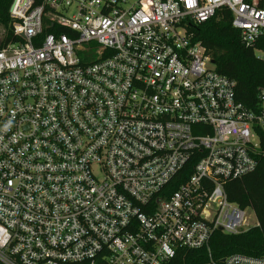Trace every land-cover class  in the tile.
<instances>
[{
	"label": "built area",
	"instance_id": "built-area-1",
	"mask_svg": "<svg viewBox=\"0 0 264 264\" xmlns=\"http://www.w3.org/2000/svg\"><path fill=\"white\" fill-rule=\"evenodd\" d=\"M223 8L264 61V0L12 1L1 263L168 264L181 248L210 251L217 231L259 225L227 186L258 166L264 86L255 112L191 31Z\"/></svg>",
	"mask_w": 264,
	"mask_h": 264
},
{
	"label": "trees",
	"instance_id": "trees-1",
	"mask_svg": "<svg viewBox=\"0 0 264 264\" xmlns=\"http://www.w3.org/2000/svg\"><path fill=\"white\" fill-rule=\"evenodd\" d=\"M13 0H0V27L5 41L12 38L10 6ZM37 4L43 0H35ZM233 15L223 8L217 15L191 31L215 60L216 70L236 82V96L247 107L257 112L261 105L260 88L264 86V61L257 56V45L246 46L238 30L232 25ZM229 199L256 213L259 225L239 234L217 231L208 248H181L168 264H205L212 257L219 261L235 253L264 255V140L257 168L244 177L230 181Z\"/></svg>",
	"mask_w": 264,
	"mask_h": 264
},
{
	"label": "rangeland",
	"instance_id": "rangeland-1",
	"mask_svg": "<svg viewBox=\"0 0 264 264\" xmlns=\"http://www.w3.org/2000/svg\"><path fill=\"white\" fill-rule=\"evenodd\" d=\"M0 35L2 36V38L4 37L3 36V30L2 28L0 27ZM259 55H262L264 56V54H259ZM255 212L253 209H249L248 210V216L250 217L249 221H248V227H253V226H256L258 224V219L255 218L254 216ZM0 264H3L0 262Z\"/></svg>",
	"mask_w": 264,
	"mask_h": 264
},
{
	"label": "water",
	"instance_id": "water-1",
	"mask_svg": "<svg viewBox=\"0 0 264 264\" xmlns=\"http://www.w3.org/2000/svg\"><path fill=\"white\" fill-rule=\"evenodd\" d=\"M212 63H215V60L214 59L212 60Z\"/></svg>",
	"mask_w": 264,
	"mask_h": 264
}]
</instances>
